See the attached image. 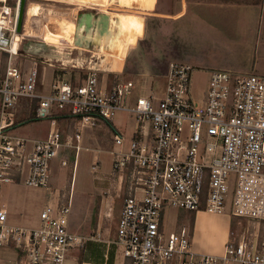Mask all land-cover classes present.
<instances>
[{"label":"built area","instance_id":"1","mask_svg":"<svg viewBox=\"0 0 264 264\" xmlns=\"http://www.w3.org/2000/svg\"><path fill=\"white\" fill-rule=\"evenodd\" d=\"M19 2L0 0V50L9 54L0 67V247L17 248L23 264H75L74 250L85 245V237L70 229L71 198L56 193L41 211L39 226L11 225L2 183L15 179L27 162L26 182L49 186L53 158L81 140V127L98 118L112 120L123 110L135 124L134 138L125 148L117 127L119 148L111 153L117 194L124 197L116 246L130 264H264V236L258 232H233L225 253L215 255L194 250L181 215L176 230L164 231L169 208L183 214L229 211L258 225L264 221V74L212 69L206 91L195 99L193 67L172 62L164 95L157 98L139 95L136 79L106 80L101 67L91 66L82 81L58 78L45 93L36 68L25 70L14 61L20 54ZM18 96L37 99L38 119L56 123L55 115L65 113L79 126L66 137L56 128L25 152L27 139L7 132L15 124L11 109Z\"/></svg>","mask_w":264,"mask_h":264},{"label":"rangeland","instance_id":"2","mask_svg":"<svg viewBox=\"0 0 264 264\" xmlns=\"http://www.w3.org/2000/svg\"><path fill=\"white\" fill-rule=\"evenodd\" d=\"M11 1L17 2L18 0ZM33 2L40 4L39 13L34 15L29 11ZM92 7H95V10L99 12L109 13L113 17H116L119 13H127L137 15L141 19V34L137 37L136 43L128 45L123 58L124 69L122 70H114L113 68V65L116 64L115 55H110L109 63H103L102 57H106L107 50H109L105 49L103 42L102 45L94 44L91 47L75 44L74 35L78 17L84 11L93 9ZM180 8L181 5L176 0H156L154 8L151 10L135 5L132 7L123 6L121 0H99L96 3L81 0H27L24 27L21 32L20 54L15 56L14 61L16 64H21L25 70L35 67L39 80L46 85L58 78L80 82L86 76L89 67H101V76L105 77L106 80L136 79L140 85L139 95L145 97L154 95L157 98L164 95L166 87L164 74L171 62H182L193 67L191 93L195 99L201 98L206 91L209 85L210 70L213 68L241 73L250 72L249 67L253 64V61L251 59L252 52L248 50L247 45L242 47L231 42H225L224 44L219 42V39H216L217 42L212 44L208 41V35L211 37V33L216 30H213L211 26H200L195 21L190 23L187 16L176 22L179 23L178 26L181 29L177 31L171 15L175 14ZM222 15L221 11L218 10L211 13L210 18L213 20L211 25H215L216 28L219 27L217 31L221 33L226 31L231 37L235 38L237 22H223ZM30 39L44 41L48 44L49 51L61 55V58L25 51L23 45ZM14 103V108L11 110L14 112V121L18 124L21 122L20 118L30 114L32 98L18 96L14 99ZM54 110L56 111V108ZM50 121L47 118L34 119L32 123L38 122L36 125H49L51 124ZM23 126L24 124L13 127L10 130L11 133L9 130L7 132L13 137H21L15 135L17 132L12 131ZM84 127H86L85 130ZM117 127L119 131L124 133L126 139L124 147L127 148L134 138L135 124L129 119V114L121 110L117 112L112 120L98 118L90 124L83 125L84 131L82 130V133L85 132L88 138L91 137L92 142L86 141L83 143L76 160H68L67 166L60 164V155L53 158L50 175L53 190L61 188L69 190L70 182L73 180L72 203H74V211L79 206L82 209L84 208L85 211L94 213L92 207L99 203L100 198L106 201L107 208H110L113 215V222L109 227L110 237L115 241L118 240V224L124 203L123 196H116L114 190H109V177L113 175L114 161V155L111 152L119 148L114 139L118 131ZM98 162H100V167L94 168V165ZM27 165L29 164L27 163ZM27 167L25 165L24 172L28 170ZM22 176L24 177V175ZM18 183L20 194L22 193L25 203L28 204L27 207L30 208L28 213L34 214L39 210L40 215L44 209L45 198L43 194L38 193L40 191L38 187L29 185L24 181V178L20 181L13 179L9 182H3L2 200L7 199L9 192L7 186L17 185ZM138 195H141V193L139 192ZM110 196L114 198V204L110 203ZM183 213L175 208H169L166 211L164 231L169 233L176 230L179 222L178 216L181 215L180 222L185 219V224L190 227L193 245V223L196 213ZM227 213L231 217L234 232L238 235L245 234L251 237L254 232H258L259 235L264 236V221H261L258 225L248 218L234 216L229 211ZM7 222L11 225L28 227L40 225L36 219L32 222L13 220L9 213ZM72 229L74 230V228ZM17 252L19 250L15 247H0V259L7 260L9 256L16 255ZM118 252L123 255L122 246L118 247Z\"/></svg>","mask_w":264,"mask_h":264},{"label":"crops","instance_id":"3","mask_svg":"<svg viewBox=\"0 0 264 264\" xmlns=\"http://www.w3.org/2000/svg\"><path fill=\"white\" fill-rule=\"evenodd\" d=\"M176 2L181 5V8L171 16L174 20L177 31H179L180 27L178 26L179 23L176 22L182 20L186 16L190 23H193L195 21L199 23L200 26H211V28L216 31L211 33V37L210 35H208L209 42L214 44L217 42L216 39H219V42H222L224 44L225 42H231L236 43L238 46L241 45L242 47L247 45L248 50H251L252 52L251 59L253 61V64L249 67L250 72L260 71L257 73L264 74V0H176ZM155 3L156 0H121V4H123V6L132 7L135 5L147 10L153 9ZM216 10L221 11V13L223 14V22H237V34L235 38L231 37V35L226 31H223L222 33L217 31L219 27L216 28L215 25H211V22L213 20L210 18V15ZM117 16V24L119 25V30L112 37L110 44L111 47L109 48V50H107V53L105 52L106 57H102V61L103 63H109L110 55H115L116 64L113 65V68L114 70H122L124 69L123 58L125 56L127 47L130 43H136L137 37L141 34L142 22L139 16L133 14L119 13L117 14ZM222 27L224 26L222 25ZM0 51V67H2L6 65L9 54L6 51ZM53 81L48 85L40 81L43 84L45 93L50 92ZM2 98V94L0 93V123L2 120ZM36 104L37 99L32 98V109L30 114L26 115L23 118H20V123L16 124L15 122L13 126L8 128V130L10 131L13 127L24 124L22 128H16L12 132H17L15 135L27 139L25 152H29L33 148L34 142L36 140L46 138L50 134V132L56 128H60L63 135L66 137L67 135H72L75 127L79 126V124L76 123L75 118H58L57 115L65 113H58L55 115L58 119L56 123H52V121H50L51 124L49 125H36L38 122L32 123V120L38 119L34 114ZM23 128L27 129L24 130ZM81 128L83 130V126ZM85 129L86 127H84V130ZM90 138L91 137L88 138L84 132V134L82 133V138L80 141L74 139L73 145L71 147H62L58 154L61 156V160H59L60 164L62 166H67L68 162L64 163L65 160L75 161L79 151L76 146L79 144L82 145L86 141L92 142ZM25 165L28 166V170H26V172H24ZM29 171V165L24 162L20 169L14 173L15 180L20 181L22 180V178H24V181H26L29 175ZM22 175H24V177ZM18 185L19 183L17 185L7 186V191H9L7 199H4V201L2 200L7 208V213L11 214L13 220L32 222L34 219H36L37 222L40 223L41 219L39 210H37L34 214L28 213V210L30 208L27 207L28 204L25 203L22 193L20 194ZM72 185L73 180L70 182L69 190H64L62 188L53 190L51 182L47 187H38L40 190L38 191V193L43 194V197L45 198V200L43 199V207H45L48 202L52 201L54 195L58 192H63L66 197L71 198L72 203ZM116 186V179L112 175L111 177H109V190H114V195L118 196V189ZM2 196L3 191L1 199ZM110 203L114 204L113 197H111ZM72 208L73 209H71L69 221L70 229L72 231L75 230L74 232L85 237V245L82 248H77L74 250L73 259L75 258V264H130L128 258H125L123 255L119 254L118 248L116 246V241L112 237H110L109 227L113 222V215L110 208H107L106 201L103 200V198H100L99 203L92 207L94 213L91 211H85L84 208L82 209L79 206L77 207V210L74 211V203H72ZM227 212L228 211L211 213L208 211H199L195 214L193 230V248L195 251L202 254L215 255H222L225 253L226 243L231 238L232 233L234 232L231 217ZM72 228H74V230ZM76 228L81 230L82 232H80ZM21 256L22 255L19 251L16 253V255L13 254L9 256L7 260L3 258L0 259V264H23ZM120 256L121 258H119Z\"/></svg>","mask_w":264,"mask_h":264},{"label":"water","instance_id":"4","mask_svg":"<svg viewBox=\"0 0 264 264\" xmlns=\"http://www.w3.org/2000/svg\"><path fill=\"white\" fill-rule=\"evenodd\" d=\"M118 2V1H117ZM27 0H20L17 17V32L21 33L24 27V16ZM118 20V19H117ZM119 25L111 27V15L109 13H82L77 20L75 33V44L78 46L91 47L92 44L104 43L105 49L110 48L112 37L118 32ZM23 49L29 53L55 56L61 58V55L49 51V46L44 41L28 40ZM47 52V53H46Z\"/></svg>","mask_w":264,"mask_h":264},{"label":"bare ground","instance_id":"5","mask_svg":"<svg viewBox=\"0 0 264 264\" xmlns=\"http://www.w3.org/2000/svg\"><path fill=\"white\" fill-rule=\"evenodd\" d=\"M81 1H83V2H98L99 0H81ZM103 1H105V0H103ZM39 10H40V4L39 3H32V5H31V7H30V9H29V11L34 15V14H37V13H39ZM118 16L116 15V17H113V16H111V27L113 28H115V25L118 23ZM76 27H77V25H76ZM67 33V32H66ZM75 33H76V28H75ZM20 36V35H19ZM19 40V39H18ZM74 40H75V35H74ZM102 45V44H101ZM18 47H19V41H17V42H15V44L13 45V48L14 49H18ZM66 47V46H65ZM102 49V48H101ZM100 52V51H99Z\"/></svg>","mask_w":264,"mask_h":264},{"label":"trees","instance_id":"6","mask_svg":"<svg viewBox=\"0 0 264 264\" xmlns=\"http://www.w3.org/2000/svg\"><path fill=\"white\" fill-rule=\"evenodd\" d=\"M248 1V0H247ZM10 3H13V4H15L16 2L14 1H11L10 0ZM58 116V118H62V117H72V118H74V116H72V115H69V114H61V115H57ZM69 188H70V186H69ZM194 224V223H193Z\"/></svg>","mask_w":264,"mask_h":264},{"label":"flooded vegetation","instance_id":"7","mask_svg":"<svg viewBox=\"0 0 264 264\" xmlns=\"http://www.w3.org/2000/svg\"><path fill=\"white\" fill-rule=\"evenodd\" d=\"M93 9H90V10H88V11H84L83 13H85V12H91V13H100L99 11H97V10H95V7H92ZM82 14V13H81ZM94 44H92L91 46H93Z\"/></svg>","mask_w":264,"mask_h":264}]
</instances>
